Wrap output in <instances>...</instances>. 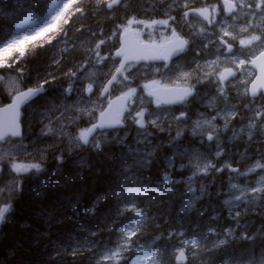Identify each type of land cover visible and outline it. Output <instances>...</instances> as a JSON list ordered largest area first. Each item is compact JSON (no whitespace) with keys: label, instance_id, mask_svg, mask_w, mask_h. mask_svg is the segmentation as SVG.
I'll return each mask as SVG.
<instances>
[{"label":"trees","instance_id":"1","mask_svg":"<svg viewBox=\"0 0 264 264\" xmlns=\"http://www.w3.org/2000/svg\"><path fill=\"white\" fill-rule=\"evenodd\" d=\"M58 1L0 0V40L10 41L17 32V24L29 15L37 20L43 19ZM212 1L190 0L185 3L192 4L191 8H198ZM3 2L7 6H3ZM119 4L108 15L103 4L97 5V0H75L69 16L64 17L59 29L52 34L53 39L62 38L64 33L68 34V38L76 37L77 30L80 34L88 30L89 35L102 39V28L122 25L132 14L139 16L148 12L145 16L155 17L157 11L161 12L163 8V3L159 4L158 0H121ZM77 7L81 11H76ZM57 44L50 45V53L48 49L37 48L39 44H32L27 48L31 53L25 59L16 64L10 59L9 63L16 69L23 68L30 80L43 82L46 76L58 72L53 71L62 50L56 47ZM73 57L78 59L77 55ZM75 64L69 61L66 67H74ZM0 75L4 73L0 72ZM0 98L6 101L1 88ZM146 134L147 139L143 142H136L137 138L131 135L124 139L108 138L97 148H83L81 154L69 153L62 149L58 141H42L40 150L46 154L44 163L49 162L46 165L43 163L41 174L25 179L16 192L18 195L15 193L12 198L11 214L0 226V264H59L58 257L63 258L65 254L67 257L60 264H94L96 257L89 249L99 255L105 248L113 246L110 241L117 239L120 228L139 219L132 213L118 215L130 201H134L145 213L141 224L142 235L137 241L139 248L151 245L155 250L171 254L176 239H170L169 233H182L183 238L193 240L208 236L210 240H204L202 245H207L210 251L200 253L203 259H196L195 264H264V199L260 196L257 203L240 205L234 211L225 209L222 204L225 179L217 175L206 177L205 190L198 192L187 207L190 197L183 183L185 177L182 173L174 174V171L169 192L147 190L161 181V169L173 153L167 135L149 127ZM148 140L152 141V146L144 151L152 157L141 159L144 153L140 155V146L146 145ZM160 148L161 151L158 150ZM132 149L137 153L129 161L130 157L125 152H132ZM128 176L133 179L128 180ZM127 188H144V191L132 193ZM201 225L206 227L202 231L199 229L200 232L195 231ZM210 229H214L215 233L208 234ZM229 229L232 234L225 237L224 233ZM218 239H225V244L213 249L211 242ZM125 255L128 257L125 264H133L131 252Z\"/></svg>","mask_w":264,"mask_h":264},{"label":"rangeland","instance_id":"2","mask_svg":"<svg viewBox=\"0 0 264 264\" xmlns=\"http://www.w3.org/2000/svg\"><path fill=\"white\" fill-rule=\"evenodd\" d=\"M164 1L165 0H158V3L160 4ZM186 1L188 0H173L166 5L163 4L165 13L161 14V18L155 19V21L167 20V26L161 24H152L154 18L150 17L149 19L138 20L143 21V23L134 22L129 26L128 21L133 19L128 18L123 26H117L114 28H111L110 26L107 29L102 28V35H104L102 39L98 38L95 35H89L88 30L85 32V34H80V31L77 30L75 32L76 37L73 38H68V34L64 33V41L61 42V44L65 46L63 47V54L64 57L68 55V57L70 58L66 62V66L69 61L76 64L74 65V67H64V60H56L55 65L57 66L53 71L62 72L63 78H61L60 76L56 77V83L50 85L51 88L49 86V89L46 88L47 91L45 92V94L47 93V95L41 96L42 99L40 100H38L40 97L37 98V100L28 105L22 111L21 121L24 132L23 137L19 141H16L14 139H7L4 142L0 143V188L4 187V192L0 193V197L3 195V201H8L9 196H14V194L20 187V180H25L29 175L41 174L43 162L46 155L42 150H40V143L42 141L50 142L53 140H59L58 144L63 146L64 148H62L65 150L69 151L80 149L81 146L78 139L80 133L85 131L88 125L95 122L98 114H100L103 108L106 106V98H102L99 95V92L101 91L104 82L113 74V72L117 68V60L112 57V53L116 49L119 35L124 31V29L126 27L132 29L134 28L138 30V34L140 36L151 40H165L170 37L171 33L174 30V25H171L174 19L169 16L170 12L179 10V7L184 6ZM68 2L69 0H60L55 5L59 4L62 6L63 3ZM256 2L257 0H236L237 4L245 3V7L243 9L237 8L236 12L233 15L226 17L222 12L219 0H214L212 3L206 6L210 11L213 7L215 8V11L212 12V20L214 22L208 21V23H205L201 18L197 17H194V19L189 17L187 21L180 20L182 27L188 29V38L192 40V43H200L198 46L201 47V50H199L198 53L203 61L200 62L198 58L195 57L194 62L190 63V66L192 67V70L190 72L179 71L177 75L173 76L175 80H179L183 86H191V89L195 85L199 88H201L203 85H206L212 90L211 92L206 91L207 89H205L206 92L200 90V96L193 100L197 103L198 110L193 113L192 117L188 118L186 116V109L192 104L193 101L188 105L187 103H185L177 110L172 111L169 108L164 109L155 104L150 99L148 91L146 92L145 96L144 94L134 93L133 95L128 97V105L126 108V111L128 113L127 120L131 125H137L138 131H142L143 127H140L138 124H136L133 120V117H135L136 113L141 110L144 111V125H151L152 127L154 126L158 129H161L162 124H164L165 122L167 123L168 126L166 127L167 130L165 132L172 135L170 144H175L176 146L172 148L173 157H170L161 169V171L163 172L161 176L162 179L160 181L159 188H156L155 190H168L171 183L170 176L172 174V170H174L175 173L182 172L187 178L185 180V183L187 184V194L189 197H192L189 198V201L187 203L188 206L191 202V199H193L195 191V179L205 177L207 171L209 172L208 175H210L211 173H224L223 175L226 179L225 181L227 183L228 190L223 204L228 209H234L240 205H253L254 203H257L258 199L261 196L259 194L252 195L250 193L252 187L261 186L260 181L262 178H264V171H261L260 169L249 171L250 168H254L255 164L261 160V157H264V130L262 128V124L258 123L259 121H255L257 123V126H255L254 129L250 127V124L253 123V121L250 119L252 117L250 116V114H253L256 109L260 108V103H249L251 99H248L247 95L244 94L247 90L248 80L254 73L250 68H248L247 65H245L244 68L241 69L237 68V66L232 63L233 53L236 54V59L245 58L242 53H246L247 49L242 48L239 43L240 39H247L250 34H264V14L255 12L254 5ZM248 5H252L253 7H249ZM104 8L107 12L110 11V13L112 10L115 11L114 8L109 9L106 6ZM52 11L53 8L50 10V13L45 16L42 22L38 24L32 22L30 17H26V19H24L17 26V32L12 40L28 34L33 28L38 29L41 25L44 24L45 21H47L49 25L55 24L56 27L51 28L50 31L38 37L36 40H32L26 43L24 47L25 50H27V48L31 46L33 42L38 40H43L44 42L46 41L45 45L49 44L51 38H53L52 34L55 30L59 29L58 26H60L61 22L63 21V18L59 21H53L51 19ZM254 12L255 14H253ZM104 16L105 14L103 15V17ZM249 21L253 23L252 27L249 28V32H241L240 28L242 26H245L246 22ZM189 23L191 24V26ZM65 24L68 25L69 22L65 20ZM184 24L185 26H183ZM188 26H193L194 28H189ZM19 27L20 29L18 30ZM223 30H227L230 35L225 36ZM233 36L235 37V39H232ZM221 40H224L226 43L233 46L232 53H229L224 49V47L221 45ZM259 46V43H257L253 45V48L255 49ZM26 53L30 54L31 51L27 50L25 51V55ZM208 53L212 55V58L204 60L205 56H209ZM18 55L19 54L16 52L12 53L13 57H16ZM25 55L23 57H25ZM74 55H77L78 59H74ZM2 59H4V57L0 56V60ZM212 61H216L217 63L213 65L211 63ZM227 67L232 68L238 74V76L234 80H230L229 82L223 83V85H221L219 81V74L223 69ZM7 68V66L0 67V69ZM142 71H144L143 68H136L135 66H128L124 70H122L113 81L110 97L124 95L125 93H128L130 89H135L136 92L140 85H145V83L147 82L146 79L149 77V75L151 77H154L156 75L155 70H151L149 72V75L143 74ZM16 72L23 74V72L19 70H16ZM182 73H191V76L186 80L181 79L180 77ZM205 73H211V75H206ZM59 74L61 75V73ZM125 77H127V79H125ZM47 80L48 77L46 76L43 82ZM241 80H245L247 81V83H241ZM19 81L20 79L14 75H4L0 77L1 91H4L8 100L12 98L16 93L21 91L20 85L18 83ZM32 81L33 80L31 79L30 82ZM45 84L46 83H44V85ZM33 85L34 83H32V86ZM89 85H91L92 91H94L88 97H86L84 91H87ZM45 86H47V84ZM221 90L225 93V95H220ZM59 95L61 96L59 97ZM237 96L239 97L237 98ZM211 97L213 98L211 99ZM236 102L240 104L238 105ZM246 104L248 106H245ZM247 108L249 110H247ZM201 109L205 110L202 111ZM250 111L252 113H250ZM182 112L184 113V116L181 119H177V117L181 116ZM229 112L233 113L234 115L230 116L226 121L224 119V116ZM233 116L238 117V121L247 119L244 124L245 126H239L237 129L229 128V121ZM213 117H215V119H213ZM151 121H155V123L153 124ZM207 121H211V126L207 123ZM198 122L200 125L199 127L197 126ZM40 123L42 124L40 125ZM212 126H214L215 131L212 130ZM163 129L164 128H162L161 131ZM230 131L234 132L232 133ZM240 131L247 134L243 138L245 150L247 148H249V150L258 149L260 145L263 146V150L257 153L258 155L256 154L254 157L250 158L251 160L249 162H247L248 154L245 152V150H233L230 146L231 143L233 144L240 137ZM140 133L141 135H139L136 142L147 139V137L144 136L146 134L145 131ZM207 134H211L214 137L213 141L210 144H206L204 141V137ZM123 135V132H117L114 133L112 137L123 138ZM255 135H258V138L252 142L253 144L251 146H248V141H250ZM181 136L183 138L179 140V137ZM105 137L106 135L104 134L96 135V137L92 140L89 148H95L97 144L105 142ZM226 147H230L228 153H225L224 151ZM146 148L149 149L148 146ZM217 152L220 153L219 156H217ZM142 154L143 152H140V155ZM149 156L150 155H148V152H145V157ZM175 158L178 160H185L186 162L182 165H175ZM214 159H218L217 163H214ZM208 161H211L214 165H216V168H219L220 170L217 171L216 168H214V170H211V168L204 170V164H206ZM197 162H199V168L195 166ZM238 162H243L241 168H239V166L237 165ZM24 163L26 165L39 164L40 170L37 171L33 168L30 169L28 173H17L12 169L13 164L25 165ZM226 164H229L230 167L226 168ZM229 168H238V171L232 173L229 172ZM17 174L20 177L19 180L17 179ZM165 177H167V180H165ZM14 178L17 182L14 180ZM14 184H16V191H11ZM232 185H236V187L233 188ZM139 191L142 192L143 190L133 189L131 192L133 193ZM242 193H244V195H241ZM237 196H241V199L237 200ZM132 256H134L133 260H135V264V262L142 256V253L138 249L133 252ZM66 257V254L63 256L64 259L58 257L57 263H62ZM88 260L89 259H87V261ZM140 264H144V262L141 261Z\"/></svg>","mask_w":264,"mask_h":264},{"label":"snow or ice","instance_id":"3","mask_svg":"<svg viewBox=\"0 0 264 264\" xmlns=\"http://www.w3.org/2000/svg\"><path fill=\"white\" fill-rule=\"evenodd\" d=\"M75 0H69L68 3H63L61 5H55L53 7V11L51 14V19L53 21H59L62 18L65 17V14L73 7V3ZM121 0H97V5H105L107 8L111 9L115 5L119 4ZM185 8H188L189 5L185 3ZM224 6L225 11L229 14L234 13L237 8L243 9L245 7L244 3H236V0H224ZM249 7H253L252 5H248ZM255 12H259L264 14V0H257V2L254 5ZM76 11H81L79 7L76 8ZM215 11V8L213 7L210 11L208 7L199 8V9H191L190 11H185L183 13V16L185 19H187L191 14H195L203 18L204 20H208L209 22H214L212 20V12ZM255 12L253 14H255ZM143 23V21H134L129 20L128 25L130 26L132 23ZM152 24H161L164 26L168 25L167 20H161V21H152ZM150 26V25H147ZM56 27L55 24L49 25L47 21L44 22L43 25H41L38 29L33 28L28 34L23 35L21 37H18L17 39L5 41L0 40V56H3L4 59L0 60V67H11L12 64L9 63V60L14 63L19 57H23L25 55V44L36 40L38 37L44 35L48 31H50L51 28ZM252 27V23L246 22L245 26H242L240 28V31L243 33H248L249 28ZM128 28L126 27L124 29V32H128ZM225 36H229V32L227 30H223ZM232 39H235L233 36ZM240 45L243 49H247L246 53H242L245 58L242 59H236V54L233 53V60L232 63L237 66V68L243 69L245 65H250L252 68H255L258 70V75H256L255 80H252L251 87L245 91V95H250L252 97V100L249 103H260V108L256 109L253 113V116L250 118L253 123L250 124V127L257 126L255 124V121H260L262 125H264V34H250L247 39H240L239 41ZM259 43L258 48H253V45ZM186 44V41L181 39L179 35H177L176 31L173 30L172 37L168 40L166 45H162L159 48L151 47L148 45H143L139 49V55L131 58H142V59H164L167 60L173 55L174 53H178L180 51H183L184 45ZM221 44H224V46L228 49L229 53H232V45L226 43L224 40H221ZM16 52L19 54L18 57H13L12 53ZM116 56H123L125 60H128L129 52L127 45H123L121 49L116 53ZM213 65L216 64V61L211 62ZM125 67V64L121 62V67L116 69V72L119 73L121 70ZM199 67V66H198ZM206 75H211V73H205ZM251 75V74H250ZM191 76V73H182L181 79H188ZM229 76H236V73L232 70V68L227 67L224 69V72L219 74L220 83L223 85L224 81ZM116 77H113V80H115ZM127 79V77H125ZM48 81H45L47 83ZM241 83H247L245 80H241ZM109 84L112 83V80L108 81ZM145 88L150 89L149 95L155 96L157 104L160 103H173L176 101H183L187 96L192 95V89L191 86L187 87H181L180 85H176L174 87H168L167 85L161 86L158 81H153L151 85H145ZM43 89V85H40L39 87L35 89H29L27 92H20L18 96H16L13 103L9 106V108L4 109L5 113H12L13 116L10 118L2 128H0V140H4L5 137L11 135V136H17L19 135L18 132V125L16 124L15 117L18 116V108L19 104L23 101L28 99L29 97L35 96L37 93H39ZM107 86L104 87V91L107 92ZM87 91L91 92L92 88L91 85H89ZM135 93V89H130L128 93H125L122 97H118V101H125L128 97L133 95ZM220 95H225V93L221 90ZM259 98V99H258ZM245 106H248L247 104ZM126 110L124 104L116 105V102H110L109 107L107 111H101V123L100 124H94L92 125V128L87 129L80 133V136L78 139L84 143L88 144V135L91 134L95 129L102 128L105 126H112L114 123H120V117L123 115V112ZM234 115L233 113L229 112L224 116V119L227 121L230 116ZM184 116V113H181L180 117H177V119H181ZM215 119V117H213ZM133 120L136 124H138L140 127H144V111H138L136 113V116L133 117ZM153 124L155 121H151ZM207 123L211 126V121H207ZM197 126L199 127V122L197 123ZM212 130L215 131L214 126H212ZM212 135H208L207 139L209 141L213 140ZM96 147H99V144L96 145ZM220 153L217 152V156H219ZM261 161H264V157H261ZM197 168H199V162L195 165ZM225 167H230L229 165H225ZM36 169L37 171L40 170L39 164H13L12 169L17 172H28L30 169ZM208 168H216V165H214L211 161H208L206 164H204V170H207ZM256 169H260L261 171H264V162L258 161L254 168H250L249 171H255ZM217 171H219V168H216ZM233 172L237 171V169L232 168ZM127 171V169H125ZM128 180H132V176L127 177ZM15 180V178H14ZM165 180H167V177H165ZM261 186L260 187H252L251 193L252 195H261V198L264 199V178L260 181ZM233 188L236 187V185H232ZM11 191H16L15 184L13 185ZM129 192H131V189H128ZM4 192V188H0V193ZM241 195H244L242 193ZM12 199L11 196L8 197V201ZM237 200L241 199V196L236 197ZM8 201H0V204L3 206H0V222L5 220V214L10 212L12 205ZM130 205V206H129ZM125 213H132L134 217H138L139 219L134 220L133 222L128 223L124 227L119 229V235L115 241H110V243L113 245L110 248H105L102 252L99 253V255L96 254V251L93 249H89V251H92L93 256H95L94 264H125L128 257L125 255V253L132 252L134 248H137V241L140 239L142 235V220L145 216V213L142 209L138 207V205L134 201H130L126 204L124 209H122L118 215L123 216ZM239 213H237V216ZM210 232L215 233L214 229H210ZM232 234V230L229 229L227 232L224 233V236L227 237ZM95 235V233H93ZM169 238L176 239V243L172 245V252L169 254L168 252H161L159 249L152 250L151 247L148 248H139V251L142 253V256L135 262V264H140L141 261L144 262V264H195L196 259H203V257L200 255L202 252H208L210 249L207 247V245H202L197 240H190L183 238V234H172L169 233ZM157 239H160V237H157ZM204 240H210V237L204 236ZM212 248L218 249L222 245L225 244V239H218L217 241H212ZM191 255L192 259L189 260V256ZM167 256V261L165 260V257Z\"/></svg>","mask_w":264,"mask_h":264},{"label":"water","instance_id":"4","mask_svg":"<svg viewBox=\"0 0 264 264\" xmlns=\"http://www.w3.org/2000/svg\"><path fill=\"white\" fill-rule=\"evenodd\" d=\"M223 6H224V2H223ZM224 10H225V6H224ZM225 13L226 14H229V13H227L226 11H225ZM119 43H120V47L117 49V51L114 53V56L116 57V58H119V57H122V59H121V62H123L124 64H128V63H131V62H133V63H135V62H156V61H159V60H161V61H166V60H164V59H153V58H149V59H142V58H131V57H135V56H137V55H139L140 53H139V49L143 46V45H147V44H144V43H138L136 40H135V36H134V32L133 31H130V30H128V32L127 33H125L124 32V34H122L121 36H120V39H119ZM127 45V47H128V52H129V59L128 60H125L124 59V57L123 56H116V53L121 49V47L123 46V45ZM175 54V53H174ZM121 62H120V65H119V68L121 67ZM255 69V68H254ZM257 70V69H256ZM259 73H258V70H257V75H258ZM105 86H107V89H108V86H109V83H107ZM108 91V90H107ZM106 92L104 91V89H103V91H102V95H104ZM154 99H156L155 98V96H152ZM34 98V96H32V97H29L28 99H26V100H23L20 104H19V108H18V113H19V109L24 105V104H26L27 102H29L30 100H32ZM110 102H116V105L118 106V105H120V104H124V101H118L117 100V98L115 99V100H112V101H110ZM109 102V103H110ZM176 102H178V101H176ZM163 103V102H162ZM173 103H175V102H173ZM166 104H170V103H166ZM108 107H109V104H108V106H107V108L104 110V111H107L108 110ZM6 108H9V107H4V108H1L0 109V128H2L3 127V125L10 119V116H13V114L12 113H5L4 112V109H6ZM17 117L18 116H16L15 117V120H16V124H17ZM101 123V114H100V116H99V118H98V123L97 124H100ZM118 124L119 123H114V124H112V126H105V127H102V128H99L100 130H103V129H108V128H111V127H116V126H118ZM18 125V124H17ZM90 128H92V126L90 127ZM89 128V129H90ZM18 132H19V128H18ZM94 132V131H93ZM93 132L91 133V134H89L88 135V140H89V138L92 136V134H93ZM18 136V135H17ZM83 145H86V144H84L83 143Z\"/></svg>","mask_w":264,"mask_h":264},{"label":"bare ground","instance_id":"5","mask_svg":"<svg viewBox=\"0 0 264 264\" xmlns=\"http://www.w3.org/2000/svg\"><path fill=\"white\" fill-rule=\"evenodd\" d=\"M6 1V0H5ZM16 1V0H15ZM31 1H33V0H31ZM36 1V0H35ZM185 1V0H184ZM190 1V0H189ZM189 1H188V3H189ZM12 2V1H11ZM44 2V1H43ZM45 2H47V1H45ZM180 2V1H179ZM192 2V1H191ZM194 2H196V1H194ZM6 3V2H5ZM8 3V2H7ZM55 3V2H54ZM3 4H4V2H3ZM40 4V3H39ZM162 4V3H161ZM184 4V3H183ZM194 4V3H193ZM245 4V3H244ZM6 4H4L3 6H5ZM1 6V5H0ZM7 6V5H6ZM39 6V5H38ZM52 6V5H51ZM191 6H192V4H191ZM12 7V6H11ZM15 7V6H14ZM35 7V6H34ZM1 8V7H0ZM40 8V7H39ZM42 8V7H41ZM40 8V9H41ZM180 8V7H179ZM6 9V8H5ZM45 9V8H44ZM13 10H14V8H13ZM20 10V9H19ZM46 10V9H45ZM3 11V10H2ZM8 11V10H7ZM21 11V10H20ZM83 12V11H82ZM21 14V13H20ZM156 14V13H155ZM48 15V14H47ZM126 15V14H125ZM124 15V16H125ZM133 15V14H132ZM136 16V15H135ZM154 16V15H153ZM156 16V15H155ZM194 19V18H193ZM123 19H121V20H119V21H122ZM155 20V19H154ZM161 20V19H160ZM77 21V20H76ZM118 21V22H119ZM191 21H193V20H191ZM195 21V20H194ZM117 22V21H116ZM37 24V23H36ZM190 24V23H189ZM253 24V23H252ZM127 25V24H126ZM183 26H185V24L183 25ZM190 26H191V24H190ZM129 27V26H128ZM189 27V26H188ZM193 27V26H192ZM192 27H189V28H192ZM58 28H59V26H58ZM112 28V27H111ZM194 28V27H193ZM71 29V28H70ZM76 30V29H75ZM190 31V30H189ZM208 31V30H207ZM215 31V30H214ZM260 31V30H259ZM57 32V31H56ZM204 32V31H203ZM250 32H251V30H250ZM191 33V32H190ZM206 33V32H205ZM209 33V32H208ZM218 33V32H217ZM256 33V32H255ZM104 34V33H103ZM197 35V34H196ZM194 36V35H193ZM201 36V35H200ZM204 37H205V35H204ZM214 37H215V35H214ZM198 38V37H197ZM201 39V38H200ZM8 40V39H7ZM212 40V39H211ZM52 45V44H51ZM27 51V50H26ZM209 54V53H208ZM207 54V55H208ZM210 55V54H209ZM80 56V55H79ZM206 57V56H205ZM73 58V57H72ZM217 63V62H216ZM19 69V68H18ZM21 69H23V68H21ZM20 70V69H19ZM64 71V70H63ZM70 71V70H69ZM66 72V71H65ZM59 73H61V75L59 74ZM144 74V73H143ZM244 74V73H243ZM66 75H68V74H66ZM138 75V74H137ZM140 75V74H139ZM1 76V75H0ZM61 77V78H63V74H62V72H56V74H54V75H50V77L51 78H53V79H55L56 80V77ZM135 78V77H134ZM33 80V79H32ZM58 80V79H57ZM64 80H65V76H64ZM68 81V80H67ZM59 83V82H58ZM90 83V82H89ZM50 87V86H49ZM51 88V87H50ZM62 88V87H61ZM49 89V88H48ZM222 89V88H221ZM217 90H218V87H217ZM220 90V89H219ZM60 91V90H59ZM67 91V90H66ZM51 92V91H50ZM64 93H66V92H64ZM217 93V92H216ZM59 94V93H58ZM77 94V93H76ZM219 94V93H218ZM47 95V94H46ZM205 95V94H204ZM61 95H59V97H60ZM220 96V95H219ZM98 97V96H97ZM239 96H237V98H238ZM90 98V97H89ZM93 98V97H92ZM213 97H211V99H212ZM85 99V98H84ZM235 99V98H234ZM243 99V98H242ZM37 100V99H36ZM64 100V99H63ZM237 100V99H236ZM58 101V100H57ZM60 101V100H59ZM77 101V100H76ZM93 101V100H92ZM102 101V100H101ZM68 102V101H67ZM70 102V101H69ZM46 103V102H45ZM49 103V102H48ZM65 103V102H64ZM73 103V102H72ZM99 103V102H98ZM208 103V102H207ZM213 103V102H212ZM211 103V104H212ZM237 103V102H236ZM40 104V103H39ZM61 104V103H60ZM238 104V103H237ZM240 104V103H239ZM238 104V105H239ZM52 105V104H51ZM63 105V104H62ZM67 105V104H66ZM101 105V104H100ZM237 105V106H238ZM31 106H33V105H31ZM31 106H30V108H31ZM43 106H46V105H43ZM47 106H49V105H47ZM68 106H70V105H68ZM74 106V105H73ZM79 106V105H78ZM95 106V105H94ZM242 106H244V105H242ZM260 106V105H259ZM35 107V106H34ZM83 107V106H82ZM209 107V106H208ZM236 107V106H235ZM47 108V107H46ZM66 108V107H65ZM76 108V107H75ZM78 108V107H77ZM101 108H103V107H101ZM239 108H241V107H239ZM55 109V108H54ZM62 109V108H61ZM104 109V108H103ZM31 110V109H30ZM45 110V109H44ZM48 110V109H47ZM238 110V109H237ZM247 110H249L248 108H247ZM52 111V110H51ZM26 112V111H25ZM39 112V111H38ZM57 112V111H56ZM73 112V111H72ZM97 112V111H96ZM248 112V111H247ZM24 113V112H23ZM37 113V112H36ZM59 113V112H58ZM58 113H56V114H58ZM65 113V112H64ZM85 113V112H84ZM87 113V112H86ZM246 113V112H245ZM250 113H252L251 111H250ZM42 114V113H41ZM55 114V115H56ZM31 115V114H30ZM54 115V114H53ZM63 115V114H62ZM61 115V116H62ZM91 115V114H90ZM99 115V114H98ZM247 115V114H246ZM25 116V115H24ZM49 116V115H48ZM92 116V115H91ZM46 117V116H45ZM58 117V116H57ZM64 117V116H63ZM78 117V116H77ZM30 118V117H29ZM40 118V117H39ZM59 118V117H58ZM41 119V118H40ZM46 119V118H45ZM61 119V118H60ZM243 119V118H242ZM245 119V118H244ZM28 120V119H27ZM36 120V119H35ZM247 120V119H246ZM33 121V120H32ZM49 121V120H48ZM83 121V120H82ZM244 121V120H243ZM60 122H62V121H60ZM85 122V121H84ZM37 123H39V122H37ZM53 123V122H52ZM42 123H40V125H41ZM76 125V124H75ZM34 126V125H33ZM36 126H38V125H36ZM82 126V125H81ZM86 126V125H85ZM32 127V126H31ZM72 127V126H71ZM79 127V126H78ZM77 127V128H78ZM30 128V127H29ZM247 128V127H246ZM39 129V128H38ZM51 129V128H50ZM76 129V128H75ZM241 129V128H240ZM26 130V129H25ZM43 130V129H42ZM51 131V130H50ZM72 131V130H71ZM243 131V130H242ZM245 131V130H244ZM32 132H33V130H32ZM250 132V131H249ZM70 133V132H69ZM252 133V132H251ZM250 133V134H251ZM57 134V133H56ZM72 134V133H71ZM60 135V134H59ZM166 135H167V138H168V145H170V143H171V139H172V135L170 134V133H166ZM247 135V134H246ZM61 136V135H60ZM130 136V135H129ZM241 136V135H240ZM251 136V135H250ZM43 137V136H42ZM72 137V136H71ZM59 138V137H58ZM58 138H57V140H58ZM105 138H107V137H105ZM50 139H51V137H50ZM64 139V138H63ZM62 139V140H63ZM250 139V138H249ZM44 140V139H43ZM77 140V139H76ZM187 140V139H186ZM216 140V139H215ZM54 141V140H53ZM59 141V140H58ZM61 141V140H60ZM44 142H46V141H44ZM98 142H99V140H98ZM49 143V142H48ZM63 143V142H62ZM57 144V143H56ZM133 144V143H132ZM155 144V143H154ZM247 144V143H246ZM45 146V145H44ZM48 146H50V145H48ZM78 146V145H77ZM121 146V145H120ZM151 147L152 146V141L151 140H148L147 142H146V145H141L140 146V149L142 150V151H140V152H143L144 153V155H142V156H144V157H141V159L142 158H146L145 157V152H147V151H144V150H146L147 148L146 147ZM47 147V146H46ZM54 147V146H53ZM52 147V148H53ZM62 147V146H61ZM61 147H59V148H61ZM68 147V146H67ZM104 147V146H103ZM127 147V146H126ZM184 147V146H183ZM257 147V146H256ZM56 148V147H55ZM64 148V147H63ZM62 148V149H63ZM77 148V147H76ZM158 148V147H157ZM253 148V147H252ZM54 149V148H53ZM87 149V148H86ZM105 149V148H104ZM120 149V148H119ZM135 149V148H134ZM150 149V148H149ZM155 149V148H154ZM44 150V149H43ZM65 150V149H64ZM84 150V149H83ZM128 150V149H127ZM130 150V149H129ZM158 150H160L161 151V148L160 149H158ZM263 150V149H262ZM61 151V150H60ZM68 151V150H67ZM100 151V150H99ZM111 151V150H110ZM69 153H75V152H77V153H82V151L80 150V149H74V150H69L68 151ZM50 153V152H49ZM62 153V152H61ZM86 153V152H85ZM96 153V152H95ZM136 153H137V151H135V150H133L132 149V152L131 151H126L125 152V155L126 156H129L130 158H129V161L131 160V159H133L134 157H135V155H136ZM153 153V152H152ZM56 154V153H55ZM80 154H78L79 156H81ZM154 154V153H153ZM70 155V154H69ZM77 155V154H76ZM258 155V154H257ZM32 156V155H31ZM60 156V155H59ZM67 156V155H66ZM103 156V155H102ZM69 157V156H68ZM71 157H74V156H71ZM78 157V156H77ZM85 157V156H84ZM84 157L81 159V160H83L84 159ZM97 158V157H96ZM139 158V157H138ZM27 159V158H26ZM44 159V158H43ZM42 159V160H43ZM62 159V158H61ZM79 159V158H78ZM28 160V159H27ZM41 160V161H42ZM77 160V159H76ZM75 160V161H76ZM80 160V161H81ZM99 160H100V158H99ZM18 161H20V160H18ZM138 161H141V160H138ZM145 161H146V159H145ZM261 161V160H260ZM49 162V161H48ZM47 162V163H48ZM61 162V161H60ZM144 162V161H143ZM201 162V161H200ZM224 162V161H223ZM13 163V162H12ZM18 163V162H17ZM46 163V164H47ZM51 163V162H50ZM86 163V162H85ZM25 164V163H24ZM41 164V163H40ZM45 163H44V165H46ZM102 164H103V161H102ZM167 164V163H166ZM26 165V164H25ZM75 165V164H74ZM108 165V164H107ZM139 165V164H138ZM147 165V164H146ZM229 165V164H228ZM168 166V165H167ZM5 167V166H4ZM45 167V166H44ZM50 167V166H49ZM69 167V166H68ZM76 167V166H75ZM89 167V166H88ZM146 167V166H145ZM235 167V166H234ZM125 168V167H124ZM244 168V167H243ZM53 169V168H52ZM82 169V168H81ZM84 169V168H83ZM82 169V170H83ZM3 170V169H2ZM35 170V169H34ZM48 170V169H47ZM77 170V169H76ZM93 170V169H92ZM228 170V169H227ZM78 171V170H77ZM111 171V170H110ZM225 171V170H224ZM56 172H58V171H56ZM144 172V171H143ZM149 172V171H148ZM168 172V171H167ZM227 172V171H226ZM241 172V171H240ZM244 172V171H243ZM28 173V172H27ZM41 173H42V171H41ZM90 173V172H89ZM160 173H162V172H160ZM76 174V173H75ZM88 174V173H87ZM108 174V173H107ZM224 174V173H223ZM241 174H243V173H241ZM161 175V174H160ZM112 176V175H111ZM221 176V175H220ZM240 176V175H239ZM34 178V177H33ZM85 178V177H84ZM32 179V178H31ZM63 179V178H62ZM226 180V179H225ZM1 181H2V179H1ZM16 181V180H15ZM17 182V181H16ZM15 182V183H16ZM6 183V182H5ZM19 184V183H18ZM27 184V183H26ZM34 184V183H33ZM16 185V184H15ZM83 186V185H82ZM133 186H135V185H133ZM3 187V186H2ZM4 188V187H3ZM7 188V187H6ZM10 188V187H9ZM18 189V188H17ZM128 189V188H127ZM65 191V190H64ZM67 191V190H66ZM27 192V191H26ZM77 192V191H76ZM18 193V192H17ZM16 193V194H17ZM123 193V192H122ZM126 193V192H125ZM60 194V193H59ZM65 194V193H64ZM124 194V193H123ZM122 194V195H123ZM130 194V193H129ZM9 195V194H8ZM13 195V194H12ZM18 195V194H17ZM16 195V196H17ZM23 195V194H22ZM29 195V194H28ZM121 196V195H120ZM186 196V195H185ZM26 198V197H25ZM28 198V197H27ZM42 199V198H41ZM74 199V198H73ZM119 199V198H118ZM31 200V199H30ZM119 200H121V199H119ZM186 201V200H185ZM197 201V200H196ZM71 202V201H70ZM12 203V202H11ZM12 204H14V203H12ZM71 204V203H70ZM183 209V208H182ZM70 218V217H69ZM165 219V218H164ZM163 219V220H164ZM249 221V220H248ZM165 223V222H164ZM163 223V224H164ZM206 227V225H201V226H198V227H196L195 228V231H197V232H200V230L202 231L204 228ZM200 229V230H199Z\"/></svg>","mask_w":264,"mask_h":264},{"label":"flooded vegetation","instance_id":"6","mask_svg":"<svg viewBox=\"0 0 264 264\" xmlns=\"http://www.w3.org/2000/svg\"><path fill=\"white\" fill-rule=\"evenodd\" d=\"M232 48H233V46H232ZM192 57H191V52H189L188 54H186L184 57L183 56H179V57H177V58H175L174 60H172L171 62H169V63H167L166 65H164V66H162V67H168V66H170V68H172V66L173 65H177L179 62H181V63H183L185 66H186V68H189V63H191L192 61V59H191ZM11 210H12V208H11ZM11 210H10V212H8V213H6L5 214V220L4 221H2V222H0V226H1V224H3L6 220H8V218H9V216H10V214H11Z\"/></svg>","mask_w":264,"mask_h":264}]
</instances>
